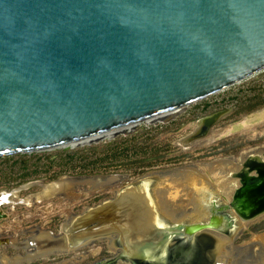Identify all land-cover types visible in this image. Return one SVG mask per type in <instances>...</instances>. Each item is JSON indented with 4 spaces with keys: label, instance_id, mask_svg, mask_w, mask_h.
Returning <instances> with one entry per match:
<instances>
[{
    "label": "water",
    "instance_id": "1",
    "mask_svg": "<svg viewBox=\"0 0 264 264\" xmlns=\"http://www.w3.org/2000/svg\"><path fill=\"white\" fill-rule=\"evenodd\" d=\"M262 71L264 0H0V158L119 133ZM253 155L231 175L241 187L230 206L220 208L244 214L243 222L264 213V152ZM216 160L206 162L209 169ZM181 168L136 178L64 175L15 190L38 188L18 201L35 205V198H27L43 186L50 196L39 204L85 189L89 180L104 186L98 194L118 183L111 178L125 179L111 198L73 214L57 233L45 230L49 237L33 243L79 247L113 236L130 253L162 254L172 221L161 213L156 191H174ZM11 192L0 194V205L10 202ZM187 227V236L212 230L210 223ZM8 243L0 239V247Z\"/></svg>",
    "mask_w": 264,
    "mask_h": 264
},
{
    "label": "rangeland",
    "instance_id": "2",
    "mask_svg": "<svg viewBox=\"0 0 264 264\" xmlns=\"http://www.w3.org/2000/svg\"><path fill=\"white\" fill-rule=\"evenodd\" d=\"M218 112L225 115L215 122L209 135L197 142L193 149L184 150L177 144L180 139L190 135L201 120ZM162 116L165 119H159ZM162 116L141 122L133 128L127 127L115 136L104 135L95 142L1 157L0 194L12 191V195L8 198L9 203L0 205V215H5L0 219V236L10 232L13 236L19 235L18 240L23 242L32 237L31 233L24 232L38 226L41 230L57 233L70 214H80L85 207H93L112 197L108 192L87 193L72 203L59 197L40 205L18 203L20 199L38 191V188L32 187L14 192L16 188L31 182L43 180L47 183L64 175L125 174L136 178L150 171L179 167L195 161L217 159L215 162H219L228 158L233 160L231 166H235L245 152L260 153L259 149L264 148V71L190 104L179 112ZM239 156L236 161L232 158ZM230 178L225 175L217 179L219 184L212 183L223 197H229L238 187L239 181ZM186 203H182L184 208ZM263 239L264 217L251 222L235 246H251ZM83 250L88 251V260L107 258L113 254L105 241H96ZM2 251L0 247V253ZM5 252L9 256L24 253L11 247L6 248ZM70 256L49 257L31 264L59 262Z\"/></svg>",
    "mask_w": 264,
    "mask_h": 264
},
{
    "label": "bare ground",
    "instance_id": "3",
    "mask_svg": "<svg viewBox=\"0 0 264 264\" xmlns=\"http://www.w3.org/2000/svg\"><path fill=\"white\" fill-rule=\"evenodd\" d=\"M225 113H218V119L223 117ZM169 119V118H168ZM215 122H217V120ZM208 120H211V117L205 118L200 121L199 125L196 127V129L188 136L180 139L177 144L180 147L188 146L190 148H194L195 144L201 140H203L204 137H207L210 133L211 127L215 124H213L209 127L208 131L205 133L204 136L198 137V133L202 132L204 122ZM121 132V131H120ZM119 132V133H120ZM118 132H113V133H107L104 135H116ZM98 136L95 138H92L90 140H85L83 142H79L76 144H73V146H77L80 144H84L87 142H95L97 141L100 137L104 136ZM91 144V143H89ZM70 146V145H69ZM250 152L243 154V157L249 155ZM256 156V155H255ZM220 161H227L229 164H232L233 160L231 158H228L226 160H220ZM224 162H213L211 168L209 169L208 163L206 162H200V161H195L190 164H185L182 166L181 169H178L180 171V175L182 176L180 184H175L177 187H175V190L172 192H169L168 194H164L162 192L156 191L158 195V207L161 211V213L168 219H171L172 221H180V220H185L188 221L189 223H196L200 220H203L206 218V213H204V210H202V198L205 194L206 191H209L212 193H216L217 195V190L212 186V183L214 181H210V172L214 171H220L221 173L223 171H226V164H223ZM207 167V168H206ZM197 170L194 172V170ZM176 172V171H175ZM204 178L206 180H204ZM232 178V177H231ZM230 178V179H231ZM233 179V178H232ZM111 181H116L118 182L111 188H109L108 193H113L120 185L119 182H123L125 179H120L118 177L111 178ZM182 181L184 183H182ZM235 182V181H234ZM233 182V183H234ZM89 185L85 189L81 188L76 191L74 194H68L65 196H61L62 200H66L70 203L73 201H77L81 199L82 195H87L88 194H95L97 193L96 191L101 190L104 186H100V183H97V180H89ZM105 185V184H104ZM42 191L39 190L38 194L33 197L27 198L30 202L35 198L37 203L35 205H40L39 200L41 201L45 196H50L49 186H43ZM70 189V188H69ZM65 190V189H64ZM68 190V188H67ZM41 191V192H40ZM69 191V190H68ZM14 192H18V190H15ZM100 192V191H99ZM159 192V194H158ZM182 192V194H181ZM181 196L183 199H181ZM218 196V195H217ZM58 198V197H57ZM187 199V200H186ZM187 201V203H186ZM183 202H185V208L183 207ZM229 203V202H228ZM32 204H29L28 206H31ZM194 206L196 207V210L191 213V214H185V211L187 210L189 206ZM183 211V214H177L178 212ZM232 210V209H231ZM216 212V211H215ZM73 214H70L68 218H70ZM215 217V216H214ZM264 213L259 215L257 218L254 220L258 221L259 218H263ZM218 219V218H216ZM222 219V218H221ZM219 220V219H218ZM252 221H245L243 222L242 220H239L240 226L244 229L247 230L248 226H250ZM224 227V225H223ZM222 228V226H221ZM242 229V230H243ZM218 230V229H217ZM220 230V228H219ZM178 231V230H177ZM206 232V231H205ZM25 234L31 233L32 234V239L30 242V238L20 242L18 240L19 235L13 236L10 232L8 233H3L0 236V239L7 238L9 239V243L6 246H1V248L6 249L8 247L13 248L14 250L20 251L22 250L24 253L20 254L17 253V255L11 257L7 256L4 251L0 254V264H22V263H33L35 261L39 260H47L49 257H54V256H66V255H73V258L71 259H66V260H60L59 262H56L55 264H68L70 261L73 263H76L78 261L84 260L86 258V252L81 253V251L85 248L91 247L96 241H107L110 249L116 254L121 253L120 249H117L115 245V238L113 236H106V237H99V238H94V239H88L84 241L79 247H68L67 245L65 246H53V245H48V243H42L41 245H36V243H33L37 238V240H42L45 237H49L48 232L41 230L40 228H35L34 230L31 229L29 232H24ZM240 233V232H238ZM215 239L218 241V253H217V259L218 260H223L222 263L215 262V264H223L225 262L229 264H264V239L262 241L257 242V244H245L241 246H235V244L231 243V240L226 237L219 236L217 234H213ZM238 237V235H237ZM236 238V237H235ZM259 239V238H256ZM47 244V245H46ZM253 246V247H252ZM108 247V248H109ZM256 248V251H255ZM120 257V256H119ZM216 258V257H215Z\"/></svg>",
    "mask_w": 264,
    "mask_h": 264
},
{
    "label": "flooded vegetation",
    "instance_id": "4",
    "mask_svg": "<svg viewBox=\"0 0 264 264\" xmlns=\"http://www.w3.org/2000/svg\"><path fill=\"white\" fill-rule=\"evenodd\" d=\"M159 119H164V116L160 117ZM182 148L184 150L192 149L188 146H184ZM263 149L264 148H260L258 152L262 153ZM250 153L251 155H253L257 152L252 151ZM245 157H243L242 154L241 157L242 162L240 161L235 166H231L233 162H231L232 164L229 165V162L227 161H219L220 163L224 162L223 164H227L226 166L227 170L223 171L222 173L218 170L214 172H210V181L211 182L214 181L213 183L217 185V183L219 184L218 181L219 178L221 177L224 178L225 175H229V177H231L233 173H237L241 171L243 169L241 165L245 163V160H243ZM232 158L236 160L239 159L240 156L238 158L236 157H232ZM237 186L238 188H240L241 187L240 183H238ZM236 189L237 188H235L231 192V194L228 195L229 197L227 196L223 197L221 195L222 193L218 192L217 189L216 190L218 196L215 195L216 193H214V191H212V193L210 194H208L209 191H206L202 198V205H201L202 210H204V213L207 214L206 218L203 220H200L196 223H189L188 221L185 220L172 221L171 219H169V223L170 220L172 221L171 222L172 227L170 229V235L168 236L167 243L165 245L166 246L165 252L163 251L162 254H158V253L153 254L151 251L148 250H146L147 253L145 252L140 255L136 254L134 251L130 253L124 250L123 247H121V245H119V243L116 242L115 245L117 249L121 250V253L115 256L116 254L110 249L106 241V245L107 247H109L108 249L111 251V253H113L110 257L98 258L94 260H88V258L87 259L85 258L84 260L78 261L76 263L70 261L68 264H78L79 262H80L79 264H215V262L222 263L223 260L216 261L217 259L216 255L218 253L219 248L217 246L218 241L215 239L213 234H217L219 236L229 238V240H231V243L236 244L237 241L242 237L244 231H246L240 226L239 223V220L243 219L244 214L242 213L239 214L237 211L235 212L232 208H229V210L223 209L221 211L222 207L225 204L230 206V203L233 202V197ZM260 191L263 192L264 188L260 189ZM195 210L196 207L191 205L187 208L185 214H191ZM177 214L179 215L183 214V211L179 210ZM216 218H218L219 220ZM202 223H210L212 230L211 231L207 230L205 232V231H196L195 229V230H191V236H187L186 234H184L186 233V229L188 228L187 226L202 224ZM188 230L190 231V229ZM3 251L5 252L6 249H3ZM83 252H86V257H87L88 251L82 250L81 253ZM15 255H17V253L14 254L13 256ZM71 258H73V255H71L69 259ZM55 263L56 262H46L45 264H55ZM22 264H26V263H22ZM223 264H229V263L225 262Z\"/></svg>",
    "mask_w": 264,
    "mask_h": 264
},
{
    "label": "crops",
    "instance_id": "5",
    "mask_svg": "<svg viewBox=\"0 0 264 264\" xmlns=\"http://www.w3.org/2000/svg\"><path fill=\"white\" fill-rule=\"evenodd\" d=\"M263 152H264V149H263ZM263 152H262V153H263ZM262 153H261V154H262ZM250 154H251V153H250ZM250 154H249V155H250ZM253 156H254V155H253Z\"/></svg>",
    "mask_w": 264,
    "mask_h": 264
}]
</instances>
